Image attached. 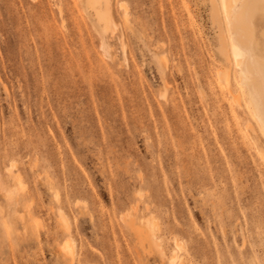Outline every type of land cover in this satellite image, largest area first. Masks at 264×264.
I'll list each match as a JSON object with an SVG mask.
<instances>
[{"label":"rangeland","instance_id":"1","mask_svg":"<svg viewBox=\"0 0 264 264\" xmlns=\"http://www.w3.org/2000/svg\"><path fill=\"white\" fill-rule=\"evenodd\" d=\"M104 6L0 0V264H264V128L224 0Z\"/></svg>","mask_w":264,"mask_h":264},{"label":"bare ground","instance_id":"2","mask_svg":"<svg viewBox=\"0 0 264 264\" xmlns=\"http://www.w3.org/2000/svg\"><path fill=\"white\" fill-rule=\"evenodd\" d=\"M101 3L104 6V0H89L90 8L93 9L99 20H103L101 10L107 9L105 6H100ZM235 3L236 0H224V13L229 20L231 40L245 57L237 61L240 69V83L246 88L249 103L264 128V44L260 45L255 41V29L249 27L252 22L264 19V0H240L236 9ZM221 36L223 37V35ZM221 39L222 44L226 45L223 43L224 39ZM228 55L227 53L225 55L227 60L230 59ZM8 173L13 179L17 178L11 171ZM60 218L68 228V223L62 213H60ZM130 226L134 229L137 241L141 246L145 247L144 243H148L158 254L162 255L163 249L151 231L134 228L132 223Z\"/></svg>","mask_w":264,"mask_h":264},{"label":"crops","instance_id":"3","mask_svg":"<svg viewBox=\"0 0 264 264\" xmlns=\"http://www.w3.org/2000/svg\"><path fill=\"white\" fill-rule=\"evenodd\" d=\"M262 21H264V19H260L258 21H254L252 22L249 27H253L255 29V41L257 43H259L260 45L263 43L264 44V27L258 29L259 27V24L261 25ZM261 26H264V23L263 25Z\"/></svg>","mask_w":264,"mask_h":264}]
</instances>
